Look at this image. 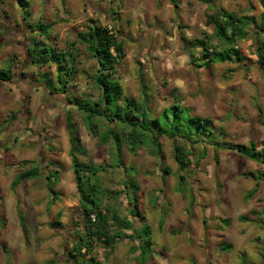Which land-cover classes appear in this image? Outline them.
I'll use <instances>...</instances> for the list:
<instances>
[{
  "label": "rangeland",
  "instance_id": "374dc122",
  "mask_svg": "<svg viewBox=\"0 0 264 264\" xmlns=\"http://www.w3.org/2000/svg\"><path fill=\"white\" fill-rule=\"evenodd\" d=\"M24 1L28 4L22 2L21 6L18 0H0V69L11 65L14 72L9 82L0 84V264H77L81 258L68 255L81 232V215L68 156L65 113H69L79 147L84 149L75 153L81 162L106 166L114 156L111 144H101L87 133L83 115L67 101L97 99L93 82L97 65L77 42V34L95 18L80 14L68 0ZM220 7L237 15L251 12L255 23L264 13L260 0H239L236 5L222 2L217 10ZM96 22L119 29L113 22L98 18ZM40 23L50 26L46 36L37 31ZM124 29L120 28V35L123 42L125 39V58L117 66L116 76L126 96L146 100L154 116L177 98L180 105L191 109V115L211 121L219 142L246 145L252 140L261 149L264 70L253 54L256 37L238 43L246 66L215 63L207 67L202 55L190 65L181 54L179 37L168 42V29L156 37L151 30H146L150 36L141 31L135 37L123 33ZM195 31L200 36L202 30ZM34 39L76 53L77 73L68 80L64 93L57 90L55 67L33 66L26 55ZM213 43H218L216 37ZM197 53L202 54L200 49ZM199 64L202 69L197 68ZM46 81L55 87L54 94L48 93ZM12 113L15 119H8ZM96 124L102 133L105 122L97 120ZM158 143L160 157L145 146L135 153L123 148V167H133V172L106 168L97 176L104 193L110 195L106 202L131 224L122 232L134 238L142 235L150 242L149 248L140 255L143 242L125 238L116 240L111 252L95 243L92 255L103 264H260L264 250L260 243H250L252 214L244 207L254 181L245 174L262 173L264 164H252L225 149L217 150L216 162L213 147L199 143L191 146L189 166L179 171L172 156L173 141L161 137ZM33 165L40 168L41 176L23 180L11 190L15 176ZM55 169L59 178L53 185L58 194L54 200L45 176ZM180 175L185 179L182 182ZM130 179L139 187L132 204L125 187ZM113 193H118L116 198ZM131 208L138 211L137 216L129 212ZM255 218L264 224L261 213ZM56 221L61 226L53 228L51 223ZM1 243L6 245L5 251Z\"/></svg>",
  "mask_w": 264,
  "mask_h": 264
},
{
  "label": "trees",
  "instance_id": "16d2710c",
  "mask_svg": "<svg viewBox=\"0 0 264 264\" xmlns=\"http://www.w3.org/2000/svg\"><path fill=\"white\" fill-rule=\"evenodd\" d=\"M18 2L21 6H23V3L28 4L24 0H18ZM260 3L264 8V0H260ZM205 17L206 25L213 26L212 34L203 33L201 40L187 41L183 37L180 38L182 47L190 57L189 61L192 65L195 58L190 50L199 47L207 67L214 63L226 62L242 63L243 66H246L247 60L241 55L238 43L248 39L251 32H253L252 35L256 37L253 54L257 58L259 67L264 70V13L259 16L260 23H255L252 17H238L235 13L222 8L213 13L206 11ZM4 18H7V16H4ZM47 28H50V26L40 23L37 31L41 32L42 36H46ZM214 36L218 43H213ZM77 42L85 46L86 52L97 65L93 82L98 90V96L94 101L89 99L75 102L67 99V101L83 115L87 133L91 137L98 138L101 144H111L114 156L111 163L106 165L107 167L101 164H84L81 162L75 153L78 150L83 152L84 149L79 147V140L75 135L74 123L69 113H65V128L69 143L68 156L71 160L72 176L79 199V213L81 215L79 223L81 232L68 251V255L74 259L80 257L81 262L77 264H103L92 255L95 243H101L111 252L116 240L134 238L133 234L126 235L122 232L123 229L130 228L131 224L120 217L118 209L106 202L110 195L104 193L103 186L97 179L98 174L105 172L106 168H121L122 171L130 173L134 171L133 167H123L121 159L123 148L130 153H135L139 147L145 146L153 154L160 157L161 150L158 139L167 137L173 141L172 156L179 171L189 166V156L193 154L191 146L194 144L201 143L213 147V158L216 162L218 160L217 150L225 149L234 151L238 155L258 164H264V149L258 150L257 144L251 140L246 145L219 142V133L213 127L211 121L207 118L191 115V109L180 105L177 98H173L172 104L164 107L159 115L154 116L146 100L139 101L134 97L126 96L116 76L117 66L125 58L120 28L112 30L111 27L110 30L107 26H102L96 21L90 20L86 29L77 34ZM72 45H76V43ZM75 54L69 52L68 49L56 50L52 46H47L44 42L35 39L32 40V48L26 52V55L31 58L33 66L39 68L46 65L55 67V80L59 86L57 90L61 93L65 92L68 80L77 73ZM196 66L199 67L201 64ZM13 77L14 72L11 65L0 69V84L9 82ZM46 88L51 94H54L55 87L48 81H46ZM15 117L16 115L12 113L8 119H15ZM97 120L106 124L102 133H100L96 124ZM174 140L187 143L190 147L177 144ZM58 173L59 171L55 169L54 172H50L45 176L47 189L53 194L52 199L54 200L55 196H58L53 190V185L59 178ZM245 175L252 177L256 181L255 185H258L257 182L264 176V172ZM39 176H41L40 168L33 165L31 169L16 175L9 187L13 190L21 181ZM179 179L181 182L185 180L181 175ZM125 185L128 191L126 192L128 203L132 204L137 199L136 191L139 187L132 179L126 181ZM254 192L255 189L252 190L249 196ZM112 195H115L114 198H116L118 193ZM129 212L134 217L138 215L135 208H131ZM18 216L19 224L23 225L22 215L19 213ZM240 218L244 220V217L241 216ZM51 225L55 228L61 226V223L56 221ZM148 232V228H145L144 233L148 234ZM135 238L139 242H143V245H140L142 249L140 255H144V250L149 248L150 242L144 240L145 238L139 234H136ZM1 246L5 251L6 245L1 243Z\"/></svg>",
  "mask_w": 264,
  "mask_h": 264
},
{
  "label": "crops",
  "instance_id": "0c3cea01",
  "mask_svg": "<svg viewBox=\"0 0 264 264\" xmlns=\"http://www.w3.org/2000/svg\"><path fill=\"white\" fill-rule=\"evenodd\" d=\"M68 1H71V3L77 6V10L80 14L85 13L91 18L94 17V21L98 18L105 23L113 22L117 27L125 28L123 33L129 32L135 37L138 36L141 31V33L150 36V32L146 30H151L152 36L154 37L158 35L162 36L163 30L168 29V42L174 43L176 37H179V40L183 37L185 40L190 41L193 39L201 40L203 33L208 35L212 34L213 26L206 25V11L213 13L210 11L213 10L215 12L222 2L236 5L239 0H81V2H83L80 4L76 0ZM228 12L232 11L229 10ZM237 16L252 17V13H243V15ZM113 18L115 21H112ZM195 30H202L200 36H196ZM252 33L253 32H251L248 39L252 40V36L255 37ZM123 43H125V39ZM181 49V54L190 60L182 44ZM198 49L200 48L196 47L190 50L194 54V58H199L202 55L201 53L198 55ZM190 65L192 64L190 63ZM197 68L202 69L203 67L199 66ZM247 77L249 78L250 76L248 75ZM261 145V149H264V140H261ZM250 162L257 165L254 161L250 160ZM3 168L4 167H2V169ZM262 172H264V170ZM251 180L254 181L252 177ZM255 183L256 181H254V187H252L251 191L246 195L244 207L248 210V214H252L253 232L248 235L250 236V243L254 246L260 243L259 247L264 250V231L261 229L264 227V224H260L259 220L255 218L256 213H261L264 220V203L262 202L264 200V176L257 182L258 185H255ZM253 189H255L254 194L249 196ZM238 217H241V215ZM254 227H260L261 230ZM261 239L263 240L262 243ZM260 264H264V260Z\"/></svg>",
  "mask_w": 264,
  "mask_h": 264
},
{
  "label": "flooded vegetation",
  "instance_id": "af4514ba",
  "mask_svg": "<svg viewBox=\"0 0 264 264\" xmlns=\"http://www.w3.org/2000/svg\"><path fill=\"white\" fill-rule=\"evenodd\" d=\"M7 24L9 25L10 24V21L7 22ZM50 95H52L50 92H48Z\"/></svg>",
  "mask_w": 264,
  "mask_h": 264
},
{
  "label": "built area",
  "instance_id": "2783aa9c",
  "mask_svg": "<svg viewBox=\"0 0 264 264\" xmlns=\"http://www.w3.org/2000/svg\"><path fill=\"white\" fill-rule=\"evenodd\" d=\"M108 29H110V27H108ZM111 30V29H110Z\"/></svg>",
  "mask_w": 264,
  "mask_h": 264
}]
</instances>
